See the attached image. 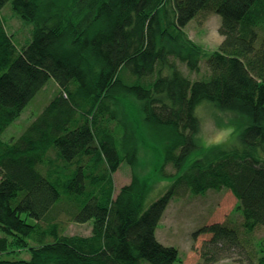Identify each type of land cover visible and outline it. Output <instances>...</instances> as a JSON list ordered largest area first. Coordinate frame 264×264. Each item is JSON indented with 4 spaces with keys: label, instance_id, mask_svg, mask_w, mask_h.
Masks as SVG:
<instances>
[{
    "label": "trees",
    "instance_id": "obj_1",
    "mask_svg": "<svg viewBox=\"0 0 264 264\" xmlns=\"http://www.w3.org/2000/svg\"><path fill=\"white\" fill-rule=\"evenodd\" d=\"M10 1L35 24L22 45L1 15ZM66 1L0 0V256L26 238L41 248L32 260L0 264H175L179 250L163 244L157 229L171 199L189 192L228 189L238 199L244 234L264 227V0ZM202 12L221 15L223 39L204 55L208 76L193 81L170 57L199 71L200 57L184 52L188 40L180 31ZM50 79L51 101L5 140ZM123 92L142 102L146 119L166 134L176 170L172 186L146 208L136 206L133 184L113 197L111 174L122 155L109 130L110 118L119 120L111 99ZM204 100L248 123L239 145L212 150L177 174L198 146L192 114ZM70 220L94 221L93 237L77 238L84 246L59 234ZM201 234L212 235L204 264L219 259V243L240 242L238 228L227 223L193 233ZM258 260L264 264V249Z\"/></svg>",
    "mask_w": 264,
    "mask_h": 264
},
{
    "label": "rangeland",
    "instance_id": "obj_2",
    "mask_svg": "<svg viewBox=\"0 0 264 264\" xmlns=\"http://www.w3.org/2000/svg\"><path fill=\"white\" fill-rule=\"evenodd\" d=\"M38 1L42 4L49 2L59 4L58 2H60L65 6L70 3L66 0ZM71 13H73L72 10L68 8V16ZM1 15L6 23L7 32L16 39L19 45L31 39L35 24L16 13L12 8L11 1L1 10ZM221 19V15L216 12H202L180 31L184 40H188V44L185 45L186 48H183L184 52H190L200 57V69L199 71H192L186 63L180 62L177 57L171 56L170 59L177 64L186 77L193 81L205 79L209 74V72L206 73L208 67L204 55L216 50L222 41L223 36L219 33ZM74 20L78 21L77 18ZM175 33L177 32L174 31V36ZM203 57L204 59H202ZM55 93V80L50 79L38 97L36 96L37 98L35 97L29 103L21 119L13 123L4 132L3 138L8 140L12 136H18L29 123L30 117L38 115L51 101ZM111 107L119 120L112 121L110 118L109 130L114 131V137L118 140L122 155L120 166L111 174L113 197H116L125 186L133 184L136 206L139 207L145 202L144 207L146 208L163 195L172 186L175 179L171 174H175L176 170L168 163L166 134L158 130L160 127L153 125L146 119L142 102L134 96H127L123 92L121 97L120 93L119 98L111 99ZM196 110L216 126L235 125L239 134L235 145L240 144L239 136L248 123L246 118L233 110L222 109L209 100H204L198 104ZM101 124L106 129L109 127L105 119L101 121ZM197 145L196 149L187 157L182 170L177 174L186 169L194 160L204 158L212 150H220L205 151L199 146L198 141ZM237 206L238 199L228 189H211L202 194L189 192L186 195H175L158 226V238L163 244L175 246L179 250L181 258L175 264H204L201 255L202 249L212 235L201 234L195 238L193 233L207 224L227 223L229 226L238 228L240 242L231 246L226 245L225 242L219 243L217 249L220 251V255L214 264H259L258 258L261 250L264 249V227H260L250 235H245L242 227L244 217ZM30 222L33 223L34 220L30 219ZM93 224L94 221L77 223L70 220L59 229V234L68 238L66 239L68 242H71L69 239H73L75 242L77 238L88 240L94 235ZM24 242L26 243L25 246L11 245L8 252L0 256V260L6 261L5 263L12 260L29 261L34 256H41L35 254L36 250L41 249L36 246L38 245L36 242L28 238ZM77 243L81 244L78 241ZM81 245L84 246L83 243ZM39 260L44 263H52L50 257Z\"/></svg>",
    "mask_w": 264,
    "mask_h": 264
},
{
    "label": "clouds",
    "instance_id": "obj_3",
    "mask_svg": "<svg viewBox=\"0 0 264 264\" xmlns=\"http://www.w3.org/2000/svg\"><path fill=\"white\" fill-rule=\"evenodd\" d=\"M193 118L198 122V128L195 139L199 146L205 151L212 149L229 150L236 143L238 138V131L235 125L224 124L216 126L210 120L194 109Z\"/></svg>",
    "mask_w": 264,
    "mask_h": 264
},
{
    "label": "crops",
    "instance_id": "obj_4",
    "mask_svg": "<svg viewBox=\"0 0 264 264\" xmlns=\"http://www.w3.org/2000/svg\"><path fill=\"white\" fill-rule=\"evenodd\" d=\"M222 39H223V37H222Z\"/></svg>",
    "mask_w": 264,
    "mask_h": 264
}]
</instances>
